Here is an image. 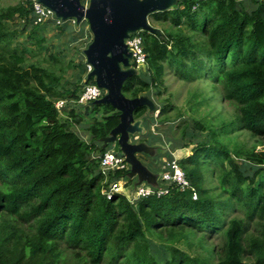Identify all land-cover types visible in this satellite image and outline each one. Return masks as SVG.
<instances>
[{
	"label": "trees",
	"instance_id": "obj_1",
	"mask_svg": "<svg viewBox=\"0 0 264 264\" xmlns=\"http://www.w3.org/2000/svg\"><path fill=\"white\" fill-rule=\"evenodd\" d=\"M29 14L22 1L0 10V264H264V0H180L150 14L172 28L162 29L163 37L143 31L146 77L133 75L122 88L128 97L148 94L159 105L153 120L146 106L135 110L145 125L138 142L162 145L152 125L161 120L172 126L173 104L157 99L166 91L168 69L189 82L210 79L237 112L219 123L194 118L205 137L194 139L200 133L187 127L172 137L173 152L194 146L179 161L192 189L172 186L166 195L135 203L123 194H102L99 155L110 144L104 148L100 139L119 123L120 112L103 105L101 118L83 122L102 105H87L84 113L68 104L58 110L56 101L76 100L86 78L64 88L55 70L24 66L28 53L48 51L43 25H32ZM15 17L26 18L22 31L9 27ZM24 32L36 50L17 41ZM192 96L199 106L214 98L198 90ZM240 131L259 143L249 147L231 137ZM172 151L138 157L152 164L173 158ZM209 170L216 184L209 183ZM124 175L117 171L111 178ZM213 233L222 243L210 245ZM180 242L201 253L192 255Z\"/></svg>",
	"mask_w": 264,
	"mask_h": 264
},
{
	"label": "water",
	"instance_id": "obj_2",
	"mask_svg": "<svg viewBox=\"0 0 264 264\" xmlns=\"http://www.w3.org/2000/svg\"><path fill=\"white\" fill-rule=\"evenodd\" d=\"M179 1L90 0L86 6L82 0H40L64 21L75 19L78 24L83 20L88 21L93 37L83 53L92 70L87 74L86 82L93 78L97 85L106 90L102 98L89 104L111 105L120 112L119 123L100 141L104 148L111 143L119 144L131 166L127 177H137L136 184L146 181L158 186L157 173L138 157L140 153L156 156L158 147L144 141H131L132 135L144 133L145 128L143 119H135L134 112L138 107L146 106L148 115L152 117L158 116L160 109L148 94L128 97L123 93L125 81L139 74V70L131 66L133 53L129 50L127 39L138 30L163 37L162 30L151 24L149 16L154 12L169 10Z\"/></svg>",
	"mask_w": 264,
	"mask_h": 264
},
{
	"label": "rangeland",
	"instance_id": "obj_3",
	"mask_svg": "<svg viewBox=\"0 0 264 264\" xmlns=\"http://www.w3.org/2000/svg\"><path fill=\"white\" fill-rule=\"evenodd\" d=\"M20 1L21 0H0V10L8 7L9 5H15ZM70 20H67L65 24H63V26L54 27L52 24L43 25V27L41 28V33L46 38L45 44L48 47V51L43 50L41 53H39L37 47H35V45L32 44L31 41H27L26 32H24V36H19L17 38V41L21 42L23 45L29 46L33 50L37 49V52L33 51L28 53L29 58L26 59L24 66H29L30 64L35 63L47 66L55 70L57 74L61 76L60 84L64 88L71 87L73 83L77 82L79 78H86L88 73H85L86 57L83 53V50L88 46L93 37L87 20H83L80 24H75ZM149 20L150 22L152 21L151 24L153 26L161 30L172 28L169 23H157L151 19ZM8 25L13 30L22 31L25 23H22L18 17H15L14 20L8 22ZM186 31L188 32L189 30L185 28V32ZM194 34L196 36L195 38L200 37L199 33ZM15 46L16 42L13 43V48ZM52 56H54L56 59H50L52 58ZM53 62L59 63L54 64ZM146 69H140L139 73L142 76L146 77ZM166 72L167 74L165 76V79L167 88L162 98L157 99L159 100V102L161 101V99H167L169 100V103L173 104V109L168 114V117L172 122V126L169 128L170 125L164 124V121L161 120H159L158 123L152 125L151 130L153 131V133L156 135L159 134L165 141V143H163L164 145H160V143L156 144V146L158 147L157 155L164 154L167 151L171 152L173 150L174 144V139L172 137H176V139L179 138L184 132V128L187 127V130H189L190 132H199L196 128H194V118H209L212 119L215 123H219L223 119L227 121L234 119L237 112L236 106L233 102L223 99L222 93L218 91L219 89H213L210 83V79L204 78L202 80L189 82L180 79L179 76H176L170 69H168ZM197 90L204 92L206 95H214V98H212L211 102L199 106L197 103L198 100L194 99L192 96L193 93ZM75 107L81 109L82 113H84V107ZM104 111L105 107L103 105L99 106V112H96L94 114L90 113L91 115L84 116L83 122H89L92 116L101 118L102 115H104ZM184 112H186V115L180 117V114H183ZM151 120H153L152 117ZM78 130L82 134L83 138L87 140L90 138L89 133L84 132L82 129ZM202 132H199L200 134H195L194 139L197 137H205L206 134ZM133 136L134 135H132V138ZM231 137L237 139L239 142L246 143L249 147L258 144L260 141L258 137L254 138L250 133L245 131L234 133L231 135ZM146 140L149 141L150 139ZM113 146L115 148H113ZM193 147L194 146L191 144L189 145V147L182 148L179 152V155L184 156L185 153L189 155L192 154ZM261 148H263L262 145H259L257 147L258 150ZM108 149L118 151L117 143H111L108 146ZM141 158L143 159L145 164L151 166L150 157L141 156ZM210 165L214 166L213 163H210ZM151 168L152 170H158L156 171V173L158 176L160 175V170L158 167L151 166ZM210 173L211 170L208 171L209 183L213 181L212 184H216L217 182L215 181V179L212 180V176ZM135 180H137V177L135 178ZM238 215L242 214L238 212ZM210 240V245L219 244L223 241L222 237L218 233L211 234ZM153 242L158 248V245H160L159 241L154 240ZM178 246L181 249L190 252L192 255L201 253V249H199L198 246L190 248L184 242L178 243ZM159 253L162 255V252L160 250ZM246 260H248V262H251L250 259Z\"/></svg>",
	"mask_w": 264,
	"mask_h": 264
},
{
	"label": "built area",
	"instance_id": "obj_4",
	"mask_svg": "<svg viewBox=\"0 0 264 264\" xmlns=\"http://www.w3.org/2000/svg\"><path fill=\"white\" fill-rule=\"evenodd\" d=\"M25 8L30 9L29 19L32 25H45L52 24L54 27L63 26L66 21L55 15V12L45 6L40 0H21ZM82 2L88 6L90 0H82ZM22 23L26 22V18H19ZM71 22L77 24L75 19H71ZM144 30H138L133 33L128 39L127 44L129 50L133 53V57L130 59L131 66L140 69L147 68L148 54L145 50L144 44ZM87 71L89 73L92 70V66L87 64ZM87 78V76H86ZM82 90L79 97L76 100L59 99L56 101V107L59 111L62 110L67 104L85 107L90 102L102 98L106 90L101 88L96 82H86L84 80ZM139 135L131 137L132 142H138ZM113 148H115L113 146ZM173 155V152H172ZM100 157V169L106 176L103 182L102 194L107 199H113L114 194H123L131 202L135 203L140 198L157 196L161 197L169 193L172 186H176L179 190L192 189L190 180L188 179L184 169L180 164V158L173 155V158L163 157L162 159H155L151 166L158 167L160 175L157 178L158 186H154L146 181L136 184V181L130 180L127 177L126 172L130 171L131 166L126 160V156L121 151H115L113 149L106 150ZM150 166V168H151ZM152 169V168H151ZM117 171H123L124 176L120 178H111V175ZM154 172L158 170H153ZM194 190V189H193ZM198 194L193 191V198L197 199Z\"/></svg>",
	"mask_w": 264,
	"mask_h": 264
},
{
	"label": "crops",
	"instance_id": "obj_5",
	"mask_svg": "<svg viewBox=\"0 0 264 264\" xmlns=\"http://www.w3.org/2000/svg\"><path fill=\"white\" fill-rule=\"evenodd\" d=\"M77 24H78V23H77ZM180 151H181V149H178V150L174 151V152H173V155L176 156V157H178V158H180V159H181L182 157L184 158V157H186L187 155H189V154L185 153L184 156H180V155H179V152H180ZM149 167H150V166H149ZM135 181H136V180H135Z\"/></svg>",
	"mask_w": 264,
	"mask_h": 264
}]
</instances>
